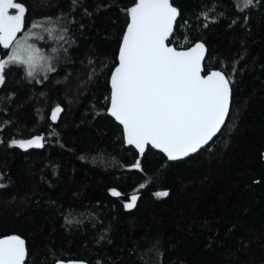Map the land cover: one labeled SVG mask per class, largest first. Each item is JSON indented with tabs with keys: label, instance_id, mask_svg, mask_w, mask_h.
I'll list each match as a JSON object with an SVG mask.
<instances>
[{
	"label": "trees",
	"instance_id": "16d2710c",
	"mask_svg": "<svg viewBox=\"0 0 264 264\" xmlns=\"http://www.w3.org/2000/svg\"><path fill=\"white\" fill-rule=\"evenodd\" d=\"M17 2L28 24L51 17L53 36L66 28L68 42L33 38L51 55L50 47L67 49L56 71L37 83L43 76L10 67L0 85V237L25 239L26 264H264V0L243 11L236 0H171L180 12L171 44L202 42L203 73L221 70L231 80L226 126L177 161L127 146L107 112L134 0ZM57 105L63 111L52 122ZM36 135L42 148L10 144Z\"/></svg>",
	"mask_w": 264,
	"mask_h": 264
},
{
	"label": "snow or ice",
	"instance_id": "6c2138e0",
	"mask_svg": "<svg viewBox=\"0 0 264 264\" xmlns=\"http://www.w3.org/2000/svg\"><path fill=\"white\" fill-rule=\"evenodd\" d=\"M236 2L240 11L253 4V0ZM71 3L76 7L78 0ZM27 11L17 0H0V85L4 84L10 67L23 68L26 77L33 79L38 72H43V78L36 80L42 83L49 73L56 71L55 61L60 51L67 52L63 45L60 49L50 47V53L55 54L51 55L33 38L46 40L42 34L46 33L49 39L67 43L64 34L68 29L61 28L53 36L56 26L51 17L37 18L28 24ZM125 12L128 20L121 37L118 62L110 73L108 113L122 125L126 143L141 155L149 145L159 149L169 161L197 153L226 126L231 80L221 70L202 75L206 52L203 43L197 42L186 50L170 46L180 15L171 0H134ZM201 16L208 19V12H202ZM91 79L93 74L89 73ZM62 111L60 105L55 106L50 120L57 121ZM43 141L42 135H36L29 139L13 138L10 144L21 149L42 148ZM132 167L140 169L139 160ZM110 192L115 197L122 195L116 189ZM155 195L164 197L168 192ZM137 199L134 192L124 207L134 208ZM65 219L66 223H72ZM27 257L25 241L20 236L0 238V264H26Z\"/></svg>",
	"mask_w": 264,
	"mask_h": 264
},
{
	"label": "water",
	"instance_id": "95a60500",
	"mask_svg": "<svg viewBox=\"0 0 264 264\" xmlns=\"http://www.w3.org/2000/svg\"><path fill=\"white\" fill-rule=\"evenodd\" d=\"M125 29H126V27H125ZM197 42H200V41H197ZM197 42H194L193 44H191L190 46H188V47H185V48H177L178 50H186L187 48H189V47H191V46H193V45H195ZM121 43V42H120ZM202 43V42H201ZM120 46V45H119ZM170 46H172V47H175V46H173L172 44H170ZM205 46V45H204ZM205 49H206V52H205V57H206V54H207V48H206V46H205ZM118 51H119V48H118ZM117 57H118V53H117ZM118 62V61H117ZM117 62H116V64H117ZM204 62V61H203ZM116 64H115V66H116ZM114 66V67H115ZM113 67V68H114ZM215 70V69H214ZM210 71H212V70H210ZM209 71V72H210ZM208 74V72L207 73H203L202 72V75H207ZM109 87H110V75H109ZM110 107V100H109V102H108V108ZM107 108V109H108ZM108 112V111H107ZM109 115H110V113H108ZM111 116V115H110ZM112 117V116H111ZM114 120H115V118L114 117H112ZM116 121V120H115ZM116 122H118V121H116ZM119 123V122H118ZM120 125V124H119ZM121 126V128H122V125H120ZM124 141H125V144L127 145V146H131L132 148H134L135 149V147L134 146H132V145H128L127 143H126V140L124 139ZM150 146V145H149ZM155 149V148H154ZM138 153H139V150L138 149H135ZM155 150H158V151H160L159 149H155ZM161 152V151H160ZM162 153V152H161ZM162 154H164V153H162ZM165 155V154H164ZM192 155V154H191ZM166 156V155H165ZM186 158V157H185ZM9 235H18V234H16V233H10V234H7V235H4V236H1L0 238H2V237H5V236H9ZM18 236H20V235H18ZM24 241H25V239L22 237V236H20ZM25 246H26V241H25ZM27 249V248H26ZM57 262H62V264H69V262H72V264H88L86 261H84V260H74V259H72V260H56L53 264H57Z\"/></svg>",
	"mask_w": 264,
	"mask_h": 264
},
{
	"label": "rangeland",
	"instance_id": "374dc122",
	"mask_svg": "<svg viewBox=\"0 0 264 264\" xmlns=\"http://www.w3.org/2000/svg\"><path fill=\"white\" fill-rule=\"evenodd\" d=\"M43 75H44L43 72H38L37 75H36V77L43 76Z\"/></svg>",
	"mask_w": 264,
	"mask_h": 264
}]
</instances>
